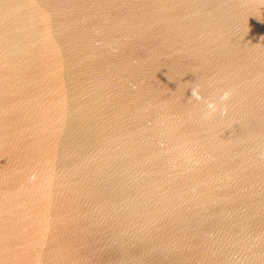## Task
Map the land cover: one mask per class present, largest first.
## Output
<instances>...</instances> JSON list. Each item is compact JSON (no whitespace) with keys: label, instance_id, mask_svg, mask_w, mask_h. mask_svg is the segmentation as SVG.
Listing matches in <instances>:
<instances>
[{"label":"water","instance_id":"obj_1","mask_svg":"<svg viewBox=\"0 0 264 264\" xmlns=\"http://www.w3.org/2000/svg\"><path fill=\"white\" fill-rule=\"evenodd\" d=\"M0 264H264V0H0Z\"/></svg>","mask_w":264,"mask_h":264}]
</instances>
